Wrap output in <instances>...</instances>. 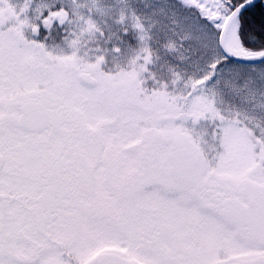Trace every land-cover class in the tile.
<instances>
[{
	"label": "snow or ice",
	"instance_id": "snow-or-ice-1",
	"mask_svg": "<svg viewBox=\"0 0 264 264\" xmlns=\"http://www.w3.org/2000/svg\"><path fill=\"white\" fill-rule=\"evenodd\" d=\"M0 264H264V0H0Z\"/></svg>",
	"mask_w": 264,
	"mask_h": 264
}]
</instances>
